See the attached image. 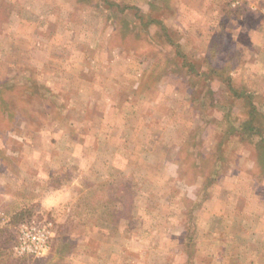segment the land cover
I'll use <instances>...</instances> for the list:
<instances>
[{
  "label": "rangeland",
  "instance_id": "obj_1",
  "mask_svg": "<svg viewBox=\"0 0 264 264\" xmlns=\"http://www.w3.org/2000/svg\"><path fill=\"white\" fill-rule=\"evenodd\" d=\"M260 153L264 0H0V264H264Z\"/></svg>",
  "mask_w": 264,
  "mask_h": 264
},
{
  "label": "built area",
  "instance_id": "obj_2",
  "mask_svg": "<svg viewBox=\"0 0 264 264\" xmlns=\"http://www.w3.org/2000/svg\"><path fill=\"white\" fill-rule=\"evenodd\" d=\"M48 230L45 226L21 225L13 250L17 254H38L47 248Z\"/></svg>",
  "mask_w": 264,
  "mask_h": 264
},
{
  "label": "crops",
  "instance_id": "obj_3",
  "mask_svg": "<svg viewBox=\"0 0 264 264\" xmlns=\"http://www.w3.org/2000/svg\"><path fill=\"white\" fill-rule=\"evenodd\" d=\"M13 192H14V189H10V188H7V187L5 186L4 190L0 192V200H1V199H2V200H3V199L7 200L8 197H9V194H11L12 201L15 203L14 198H13V196H12Z\"/></svg>",
  "mask_w": 264,
  "mask_h": 264
},
{
  "label": "trees",
  "instance_id": "obj_4",
  "mask_svg": "<svg viewBox=\"0 0 264 264\" xmlns=\"http://www.w3.org/2000/svg\"><path fill=\"white\" fill-rule=\"evenodd\" d=\"M259 157H260V158H258L259 164H260V166L264 167V154L260 153Z\"/></svg>",
  "mask_w": 264,
  "mask_h": 264
}]
</instances>
